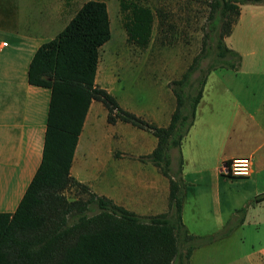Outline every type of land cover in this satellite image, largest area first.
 I'll use <instances>...</instances> for the list:
<instances>
[{"label":"crops","instance_id":"1","mask_svg":"<svg viewBox=\"0 0 264 264\" xmlns=\"http://www.w3.org/2000/svg\"><path fill=\"white\" fill-rule=\"evenodd\" d=\"M10 1L0 8V212L6 213L18 207L43 155L51 90L29 82L31 60L81 7L68 16V0ZM225 42L241 54L242 62L238 70L217 68L208 75L183 140L182 218L189 233L210 235L237 210L247 207V212L230 235L195 248L190 264H264V2L240 4ZM169 93L141 112L119 104L167 126L175 109L172 89ZM105 124L109 136L101 130ZM156 145L149 131L122 121L108 123L107 109L94 100L71 174L139 215L166 212L169 178L141 159ZM235 157L251 158L248 176L228 178L221 172ZM177 163L178 156L172 157L174 169Z\"/></svg>","mask_w":264,"mask_h":264},{"label":"trees","instance_id":"2","mask_svg":"<svg viewBox=\"0 0 264 264\" xmlns=\"http://www.w3.org/2000/svg\"><path fill=\"white\" fill-rule=\"evenodd\" d=\"M128 42L145 48L151 41L154 11L138 0H119ZM260 0H216L223 31L207 67L196 56L181 78L171 81L176 106L167 126L122 107L116 97L96 83L100 50L112 35L107 3L87 0L58 35L35 52L29 82L51 90L41 163L13 213L0 212V264H190L193 250L230 235L247 212L233 213L219 231L189 234L182 218L185 193L181 146L196 117L208 75L217 68L238 70L241 54L225 36L240 14V4ZM199 69V74L193 76ZM107 109V122L117 121L151 132L154 150L142 156L169 178L168 210L139 215L71 174L75 151L91 103ZM177 149L178 165L171 150ZM77 189L81 196L67 197Z\"/></svg>","mask_w":264,"mask_h":264},{"label":"rangeland","instance_id":"3","mask_svg":"<svg viewBox=\"0 0 264 264\" xmlns=\"http://www.w3.org/2000/svg\"><path fill=\"white\" fill-rule=\"evenodd\" d=\"M68 1L65 11L69 16L87 0ZM104 1L109 10L112 35L100 50L96 83L111 88L110 92L118 102L137 112L155 105L163 95L169 96L171 81L181 78L196 56L198 65L207 67L214 53L216 37L223 31L220 8L214 6L216 0H138L155 14L151 41L147 47L139 48L128 42L119 0ZM9 2L12 1L0 0V8ZM198 74L199 69L193 76ZM173 96L176 106L174 93ZM105 127L106 124L102 125L101 130L109 136ZM113 139L115 143L118 137ZM171 154L178 156L177 149H172ZM65 193L70 199L81 196L75 188H69ZM172 264H177V260Z\"/></svg>","mask_w":264,"mask_h":264},{"label":"built area","instance_id":"4","mask_svg":"<svg viewBox=\"0 0 264 264\" xmlns=\"http://www.w3.org/2000/svg\"><path fill=\"white\" fill-rule=\"evenodd\" d=\"M8 42H3V45H7ZM247 160L248 163L245 166L243 163H239V161ZM251 170V158L250 157H235L227 162H225L221 166V172L228 177H245L250 174Z\"/></svg>","mask_w":264,"mask_h":264},{"label":"clouds","instance_id":"5","mask_svg":"<svg viewBox=\"0 0 264 264\" xmlns=\"http://www.w3.org/2000/svg\"><path fill=\"white\" fill-rule=\"evenodd\" d=\"M239 163H243L245 164V166L247 165L248 161L247 160H243V161H239Z\"/></svg>","mask_w":264,"mask_h":264}]
</instances>
